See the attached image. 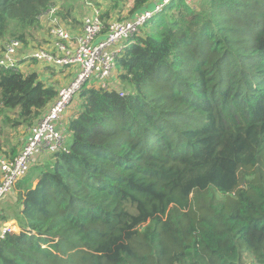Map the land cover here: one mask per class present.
I'll list each match as a JSON object with an SVG mask.
<instances>
[{"label": "trees", "instance_id": "16d2710c", "mask_svg": "<svg viewBox=\"0 0 264 264\" xmlns=\"http://www.w3.org/2000/svg\"><path fill=\"white\" fill-rule=\"evenodd\" d=\"M56 2L0 0V55L42 38L53 6L72 24L75 7ZM112 2L130 14L152 4ZM116 69L124 87L83 88L66 150L16 185L21 232L0 239V264H264V0H173ZM57 95L0 65L12 127Z\"/></svg>", "mask_w": 264, "mask_h": 264}, {"label": "built area", "instance_id": "2783aa9c", "mask_svg": "<svg viewBox=\"0 0 264 264\" xmlns=\"http://www.w3.org/2000/svg\"><path fill=\"white\" fill-rule=\"evenodd\" d=\"M172 1L161 0L153 8L142 10L134 17L115 19L107 24L101 18L100 9L94 6L83 19L82 31L75 35L64 24L59 9L56 6L49 9L48 38L50 35L53 39L52 49H32L27 57L55 66L68 65L75 69V73L69 83L58 89L56 99L44 115L31 125L30 133L15 156H5L0 147V205L30 169L37 165L36 161L41 156L66 150L70 133L65 115L75 97H80L83 88H120L118 83H111L118 56L142 34L146 24ZM186 1L190 3V0ZM23 47L20 40L7 43L0 55V65L17 67L21 59L19 50ZM120 94L124 95L125 91L121 89ZM12 231L17 232V229L12 224L5 225L0 230V239Z\"/></svg>", "mask_w": 264, "mask_h": 264}, {"label": "crops", "instance_id": "0c3cea01", "mask_svg": "<svg viewBox=\"0 0 264 264\" xmlns=\"http://www.w3.org/2000/svg\"><path fill=\"white\" fill-rule=\"evenodd\" d=\"M65 3H67L68 5H71V4H79V2H80V4L81 5H83V4H85L86 6L84 7V10H83V8L81 9L83 12H84V14L85 15H76V13H77V11H75L74 13H73V17L76 19V20H74L73 22H72V24L69 22L68 23V21L66 20V23H65V25H66V27L75 35V34H79L81 31H82V29H83V19H84V17L87 15V14H90L91 12H92V9H93V7L95 6L96 7V5H92V2H90V1H88V0H84L85 2H83V1H69V2H67L66 0H63ZM161 0H152V4H151V6L149 7V8H152V7H154V5H155V3H157V2H160ZM125 10H127V8H124L122 5L120 6V8L119 9H117V13H115L116 15H114V17H113V13H112V15H111V17L112 18H110L108 21H112V20H115V17H117L116 19H118V18H120V12H125ZM127 14H128V11H127ZM136 13H134V14H131V16H129V17H134V15H135ZM129 15V14H128ZM121 18H123V17H121ZM47 19V22H48V18L45 16L44 17V19H43V21H45ZM42 21V22H43ZM49 38H50V40H49ZM49 38H48V34L47 35H44L42 38H41V45H43L42 47L43 48H49V49H52V41H53V39H51V37H50V35H49ZM43 43V44H42ZM31 44H33V43H31ZM32 51V48L31 47H28L27 48V46H25L24 47V49H23V52H21V55H20V58H21V60H20V67L23 69L24 67H27L29 64H31V68L27 71V72H35V73H37L38 74V76H39V78L42 80V81H44L46 84H51V85H54L57 89H59L61 86H63V85H65V84H67V83H69L72 79H73V77H74V73H75V69L73 68V67H71V66H68V65H59V66H55V65H52V64H48V63H46V62H41V61H38V60H36V59H33V58H29V57H27L28 56V53H30ZM32 61V62H31ZM33 63H35V64H33ZM36 64H38L39 66H37ZM35 65L37 66V68H35ZM23 66V67H22ZM24 70H26V69H24ZM26 72V71H25ZM113 82H115V83H118V84H120V81L119 80H117L116 79V77L114 76L113 78ZM76 105V104H75ZM74 104H72V106H75ZM71 106V107H72ZM50 107V106H49ZM48 107V108H49ZM70 107V108H71ZM47 108V109H48ZM73 114V110L72 111H70V109H69V111L66 113V115H65V119H66V121H68L69 120V117L71 116ZM30 128H31V126H29V127H27V128H25V130H26V134H22V136H20V139H21V141H22V143H23V139L25 138V137H27L28 136V134L30 133ZM22 132H24V130H22ZM20 149V148H19ZM16 149L15 148H13V149H10V150H7V152H8V154L5 152V153H3L5 156H11L12 154H14V152H16L15 151ZM5 151H6V149H5ZM17 152H19L18 151V149H17ZM45 157H46V155H45ZM33 168V167H32ZM31 168V169H32ZM31 169H30V171H31ZM29 171V172H30ZM35 181V180H34ZM34 181H33V184H34ZM16 189V188H15ZM15 189H14V192H13V194H11L10 196V198H9V201H11L12 200V198L14 199L13 200V202H15V200H16V192H15ZM8 202V201H7ZM6 201L3 203V204H5V203H7ZM2 204V205H3ZM2 205H1V207H0V209H4V206H3V208H2ZM13 222L14 223H16V224H18L17 223V221L15 222V220L14 219H12V220H9V221H5V220H2V219H0V230L5 226V225H7V224H12L13 226H14V224H13ZM15 227V229H17V227L16 226H14Z\"/></svg>", "mask_w": 264, "mask_h": 264}, {"label": "rangeland", "instance_id": "374dc122", "mask_svg": "<svg viewBox=\"0 0 264 264\" xmlns=\"http://www.w3.org/2000/svg\"><path fill=\"white\" fill-rule=\"evenodd\" d=\"M57 2V5L60 7V5H68L67 3H65L63 0H56ZM67 2H69V1H83V2H85L84 0H66ZM95 1H97V0H95ZM108 1V2H107ZM202 0H190V3H191V5H196V4H198V3H200ZM103 2H105V4L101 7V8H99V7H97V8H99L100 9V11H101V14L102 15H106V11L108 10V8H109V4L112 6V0H103ZM122 3V6H124V8H127V10H125V12H120L119 14L121 15L120 16V18H118V19H124V18H127V17H129V16H131V14H130V9H129V3L128 4H124V2H121ZM96 4V2H93L92 3V5H95ZM73 7H75V9H73V11L75 12V11H77V13H76V15H85L84 14V12L81 10L82 8H83V10H84V7L86 6L85 4H83V5H81L80 4V2H79V4H71ZM120 5V3L117 5V6H115L114 5V9H112V11H111V14L113 13V17H114V15H116L115 13H117V10H116V8H118V6ZM87 7V6H86ZM127 11H128V14H127ZM118 14V13H117ZM121 17H123V18H121ZM110 18H112V17H107L106 19L107 20H105L104 18L102 19L103 20V22L104 23H108V22H110V21H108ZM117 17H115V19H116ZM43 24H45V26H43L42 27V29H40L39 30V34L40 35H43V34H45V35H47L48 34V31H47V27H48V24H47V19L45 20V21H43ZM37 34H35V36H36ZM38 37L39 38H36L35 40H33V41H35V42H33V44H30V45H28L27 46V48L28 47H31L32 49H38V48H43L42 46L43 45H41L40 43H39V41H41V37L38 35ZM40 39V40H39ZM43 44V43H42ZM23 49H24V47L23 48H21L20 50H19V54L21 55V52H23ZM21 60V59H20ZM32 62V61H31ZM32 64V63H31ZM31 64H29L27 67H24L23 69H26L25 71L27 72L32 66H31ZM33 64H35V63H33ZM37 66H39L38 64H36ZM35 65V68H37V66ZM23 67V66H22ZM113 77L114 76H117V69H115V71H114V73H113V75H112ZM111 83H113V81H111ZM120 88H122V87H124L123 86V84H119L118 85ZM79 101H80V97L79 96H76L75 97V99H74V101H73V103L72 104H76L75 106H70L69 107V109H70V111H72L73 110V113H74V111L77 109V107H78V105H79ZM69 109L67 110V112L69 111ZM66 112V113H67ZM11 117V119H13L14 117H15V115H14V113H12V110L11 111H4V112H0V147L2 146V148H3V151L5 152V149H6V151L7 150H10V149H13V148H15L16 150L18 149V151H20V149H21V147L23 146V144H24V140H25V138L23 139V143H22V141H21V139H20V136H22V134L24 135V134H26V130H25V128L24 127H12L11 126V124L9 123V120H8V117ZM25 127H28V126H25ZM22 130H24V132H22ZM20 148V149H19ZM1 150V149H0ZM2 151V150H1ZM18 153V152H17ZM47 158V156L45 157V156H41L37 161H36V163H37V165H35V166H33V168L34 167H36V166H38V165H40V164H42V163H45V162H47V160H48V158ZM35 163V164H36ZM32 168V169H33ZM32 169H31V171H32ZM36 185H37V180H35L34 181V184H33V187H36ZM14 192V191H13ZM13 192L12 193H10L9 195H8V197L6 198V202L7 203H5V204H1L2 205V207L4 206V209H2L1 211H0V217L2 216V215H5V216H7V217H9V218H12V219H16V213H17V211L20 209L19 207V205L18 204H16L15 202H13V200L15 199H13L12 198V200L11 201H9V198L11 197L10 195L11 194H13ZM1 205H0V207H1ZM2 213V214H1ZM11 219V220H12ZM16 222V221H15ZM11 224V223H10ZM13 224H14V226H16L17 227V233H19V232H21V231H19L21 228H20V226H19V224H16V223H14L13 222Z\"/></svg>", "mask_w": 264, "mask_h": 264}]
</instances>
